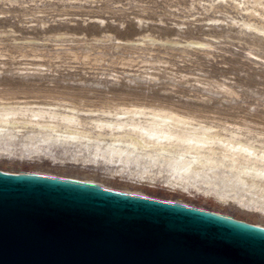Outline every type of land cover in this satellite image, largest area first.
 <instances>
[{
    "label": "rangeland",
    "instance_id": "1",
    "mask_svg": "<svg viewBox=\"0 0 264 264\" xmlns=\"http://www.w3.org/2000/svg\"><path fill=\"white\" fill-rule=\"evenodd\" d=\"M201 1L0 0V31L5 35L0 36V81H19L17 69L27 67L29 72L41 70L46 73V78L39 82H53L61 86V90H65L64 87L76 88L74 92L86 100L82 102L85 107L100 105L110 88L115 92L109 95L120 89L125 91L118 94V101L173 104L182 109L186 103L207 98L211 99L210 106H213L212 111L217 117L246 116L264 126V66L247 57L250 49L264 56V39L254 31L242 32L237 26L228 27L231 16L248 18L259 24L264 23L263 19L255 11L248 13L242 7H233L230 1H216L214 8L209 10ZM247 5L254 7L251 2ZM256 8L258 12L263 11L261 7ZM97 17L106 19V28L91 22ZM138 17L149 23L139 24L136 21ZM210 18H219L222 23L209 24ZM44 22L49 27L42 28ZM178 25L184 27L182 35L186 38L205 39L206 33H211L217 37V40H209L214 48L188 49L185 54L160 44L131 47L115 41V38L135 40L145 32L159 38L173 37ZM12 30L17 36L11 35ZM58 33L65 35L60 39L54 38L53 35ZM105 33H111L113 39L109 40ZM13 37L18 40L34 37L46 41V48L41 46L39 51L42 57L22 58V54L33 52L25 45H12ZM207 51L211 54L208 55ZM149 74L155 78H150ZM216 81L231 85L236 93L224 92L216 97ZM90 86H93L90 94L96 96H86L89 93L85 88ZM0 154H3L0 156V169L49 171L72 176L96 174L100 182L118 189L179 199L264 224L261 211L223 203L193 187L190 190L178 185L169 187L162 175L156 177L155 182L145 179L139 183L127 172L120 177L121 173L116 172L119 168L112 162L76 161L70 154L59 152L52 156L44 153L28 156L21 155L19 149L10 155L3 151Z\"/></svg>",
    "mask_w": 264,
    "mask_h": 264
},
{
    "label": "bare ground",
    "instance_id": "2",
    "mask_svg": "<svg viewBox=\"0 0 264 264\" xmlns=\"http://www.w3.org/2000/svg\"><path fill=\"white\" fill-rule=\"evenodd\" d=\"M216 1H230L233 7H242L248 13L255 11L264 21V0H203L200 3L207 5L204 8L209 10L214 8ZM249 2L254 7L248 6ZM256 6L263 11L258 12ZM136 21L142 25L149 23L141 17ZM91 22L102 28H106L108 23L102 17ZM221 23L219 18H210L209 24ZM233 26L242 32L254 31L264 39V23L231 16L228 27ZM47 27L49 25L44 22L42 28ZM176 28L173 37L159 38L145 32L135 40L115 38V41L131 47L160 44L185 54L188 49L214 48L209 40H217V37L211 33H206L209 37L205 39L186 38L182 35L184 27L178 25ZM11 35L17 36L15 30ZM64 35L58 33L53 36L60 39ZM0 36L5 35L0 31ZM104 36L113 39L111 33ZM11 44L31 49L33 53L22 54V58H40L41 46L46 48L47 42L34 37L24 40L13 37ZM207 54L211 53L207 51ZM247 55L264 66L263 55L252 49ZM17 70L19 81H0V151L10 155L19 149L21 155L28 156L42 153L52 156L59 152L70 154L76 161L112 162L120 169L116 170L121 173L120 177L127 172L140 183L145 179L155 182L156 177L162 175L169 187L178 185L186 190L193 187L223 203L261 211L264 217V126L261 124L246 116L217 117L212 111L213 106H210L211 99L207 98L186 103L184 109L173 104L118 101V94L125 92L122 89L109 95L115 91L107 88L106 98L100 105L85 107L82 102L86 100L74 92L76 88L64 87L65 90H61V86L53 82H39L46 78V73L41 70L29 72L27 67ZM149 76L155 78L152 74ZM197 83L203 84L200 80ZM216 84V97L224 92L236 93L225 82L216 81ZM92 88H85L89 93L86 96H96L90 94ZM36 172L71 176L118 189L100 182L96 174L72 176ZM256 224L264 226L263 223Z\"/></svg>",
    "mask_w": 264,
    "mask_h": 264
},
{
    "label": "water",
    "instance_id": "3",
    "mask_svg": "<svg viewBox=\"0 0 264 264\" xmlns=\"http://www.w3.org/2000/svg\"><path fill=\"white\" fill-rule=\"evenodd\" d=\"M0 264H264V226L179 199L0 169Z\"/></svg>",
    "mask_w": 264,
    "mask_h": 264
}]
</instances>
